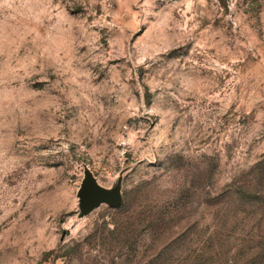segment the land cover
I'll return each instance as SVG.
<instances>
[{
  "label": "rangeland",
  "instance_id": "obj_1",
  "mask_svg": "<svg viewBox=\"0 0 264 264\" xmlns=\"http://www.w3.org/2000/svg\"><path fill=\"white\" fill-rule=\"evenodd\" d=\"M0 264H264V0H0Z\"/></svg>",
  "mask_w": 264,
  "mask_h": 264
},
{
  "label": "water",
  "instance_id": "obj_2",
  "mask_svg": "<svg viewBox=\"0 0 264 264\" xmlns=\"http://www.w3.org/2000/svg\"><path fill=\"white\" fill-rule=\"evenodd\" d=\"M121 174L112 187L105 188L98 184L88 169H84L83 179L77 191L78 218L88 215L102 204L110 208L120 207L122 204Z\"/></svg>",
  "mask_w": 264,
  "mask_h": 264
}]
</instances>
